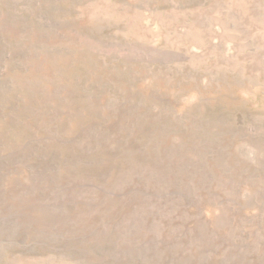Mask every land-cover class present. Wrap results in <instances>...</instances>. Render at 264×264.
<instances>
[{
  "label": "rangeland",
  "instance_id": "obj_1",
  "mask_svg": "<svg viewBox=\"0 0 264 264\" xmlns=\"http://www.w3.org/2000/svg\"><path fill=\"white\" fill-rule=\"evenodd\" d=\"M0 264H264V0H0Z\"/></svg>",
  "mask_w": 264,
  "mask_h": 264
}]
</instances>
